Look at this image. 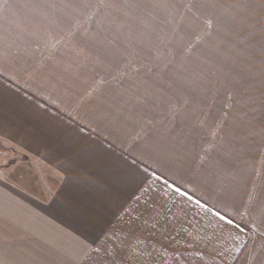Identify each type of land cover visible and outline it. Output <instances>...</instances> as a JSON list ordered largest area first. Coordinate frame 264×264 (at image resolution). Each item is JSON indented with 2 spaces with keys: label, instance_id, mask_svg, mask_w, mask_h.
Here are the masks:
<instances>
[{
  "label": "crops",
  "instance_id": "obj_1",
  "mask_svg": "<svg viewBox=\"0 0 264 264\" xmlns=\"http://www.w3.org/2000/svg\"><path fill=\"white\" fill-rule=\"evenodd\" d=\"M65 1L0 0V264H264V24L159 103Z\"/></svg>",
  "mask_w": 264,
  "mask_h": 264
},
{
  "label": "rangeland",
  "instance_id": "obj_2",
  "mask_svg": "<svg viewBox=\"0 0 264 264\" xmlns=\"http://www.w3.org/2000/svg\"><path fill=\"white\" fill-rule=\"evenodd\" d=\"M77 3L83 6L84 13L92 8L91 25L84 15V25L89 24V37L94 41L90 46L99 51L100 57H115V71L129 75L123 82L129 84L131 91L136 93L139 88L149 100L159 103L169 100L170 96L165 94L170 93L172 71L180 66H172L173 55H199L208 61L211 71L218 68L234 72L238 40L250 35L252 25L264 24V0H77ZM251 84L252 81L243 79V86Z\"/></svg>",
  "mask_w": 264,
  "mask_h": 264
},
{
  "label": "snow or ice",
  "instance_id": "obj_3",
  "mask_svg": "<svg viewBox=\"0 0 264 264\" xmlns=\"http://www.w3.org/2000/svg\"><path fill=\"white\" fill-rule=\"evenodd\" d=\"M210 26V25H209ZM181 195H183V193H181ZM221 220H224L225 221V223H227V224H229V225H233V226H235L234 225V222L232 221V220H230V219H226L225 217H223V216H220L219 217Z\"/></svg>",
  "mask_w": 264,
  "mask_h": 264
}]
</instances>
